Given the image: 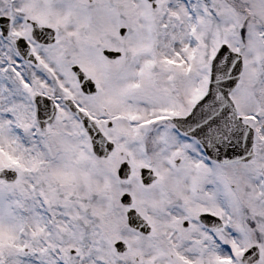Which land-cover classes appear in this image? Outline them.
<instances>
[{
  "label": "snow or ice",
  "instance_id": "obj_1",
  "mask_svg": "<svg viewBox=\"0 0 264 264\" xmlns=\"http://www.w3.org/2000/svg\"><path fill=\"white\" fill-rule=\"evenodd\" d=\"M0 264H264V0H0Z\"/></svg>",
  "mask_w": 264,
  "mask_h": 264
}]
</instances>
